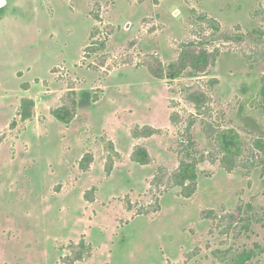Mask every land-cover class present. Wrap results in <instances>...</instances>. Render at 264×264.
<instances>
[{
	"label": "rangeland",
	"instance_id": "1",
	"mask_svg": "<svg viewBox=\"0 0 264 264\" xmlns=\"http://www.w3.org/2000/svg\"><path fill=\"white\" fill-rule=\"evenodd\" d=\"M0 264H264V0H0Z\"/></svg>",
	"mask_w": 264,
	"mask_h": 264
},
{
	"label": "trees",
	"instance_id": "2",
	"mask_svg": "<svg viewBox=\"0 0 264 264\" xmlns=\"http://www.w3.org/2000/svg\"><path fill=\"white\" fill-rule=\"evenodd\" d=\"M201 56L203 57H199L198 61L203 65L206 63L207 58H206V53H203ZM183 69H179L177 68L176 64H171L169 65V69L167 71L166 76H168L169 78H177L180 76L181 72ZM157 76H162L159 73H156ZM56 116L59 119H64L63 115H61L59 112L55 113ZM221 139L223 140V144H224V148L229 152V153H233L236 152L238 150H240V143L238 140V135L237 132L234 130H225L222 135H221ZM137 160L139 161H143L146 162L147 160V155L146 153L142 150V151H138L136 156ZM190 164L185 163L183 166V170H182V177L184 178H189V176H191L193 173L190 171Z\"/></svg>",
	"mask_w": 264,
	"mask_h": 264
}]
</instances>
